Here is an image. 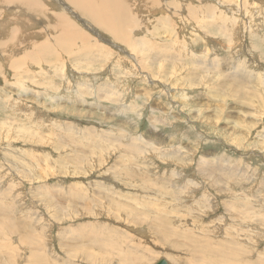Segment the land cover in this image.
Instances as JSON below:
<instances>
[{
	"label": "rangeland",
	"instance_id": "374dc122",
	"mask_svg": "<svg viewBox=\"0 0 264 264\" xmlns=\"http://www.w3.org/2000/svg\"><path fill=\"white\" fill-rule=\"evenodd\" d=\"M39 1L35 30L0 38V264H193L196 239L264 264L263 2L123 0L122 41Z\"/></svg>",
	"mask_w": 264,
	"mask_h": 264
},
{
	"label": "bare ground",
	"instance_id": "6f19581e",
	"mask_svg": "<svg viewBox=\"0 0 264 264\" xmlns=\"http://www.w3.org/2000/svg\"><path fill=\"white\" fill-rule=\"evenodd\" d=\"M70 4H72L77 10H80L82 13H84V14H86V15H88L90 18H91V21L93 22V23H95V24H98L99 26H101L102 28H107L108 30H110V31H112L113 32V39L114 38H119L118 40H122V41H124L125 40V37H126V35H124L123 34V31H122V26L124 25V23H125V25L126 24H128V23H126V22H124V19H125V12L127 11L128 12V10H126L127 8L125 7V2L123 1V0H67ZM148 1V0H147ZM173 0H171V2H172ZM186 1V0H185ZM204 1V0H203ZM210 1H212V2H209L208 4H210L211 5V3H213V2H215L217 5H218V7L220 8H223L225 11H229L228 13H230V14H232V15H236L237 16V14L239 13V7H240V4H242V6L245 8L246 7V12L250 9L251 11H253V10H255L256 11V9H260L259 7H262L263 8V4H264V0H230V1H227V0H221V1H219V0H210ZM15 2H17V5H14L13 3H15ZM156 2V1H155ZM225 2V3H224ZM227 2V3H226ZM228 2H230V3H228ZM261 2H263V4L261 3ZM173 4V3H172ZM215 4V5H216ZM0 10L2 11V9H4V14L2 15V12H1V14L0 15H2V16H4V18L5 19H2L1 18V20H0V38H2V37H5V36H7L6 35V25L8 24V23H10V24H15L14 26H12V28H10V30L12 31L11 33H12V35H11V38H10V40H12L13 42L15 41V39L17 38V36H18V34L20 33L19 31H21L22 32V26L23 25H25L26 27H27V25H28V23L29 24H31V28H32V30H35L34 28H33V25H34V15L35 14H40V16H43V15H41L42 13H41V6H42V3H41V1H39V0H0ZM213 5V4H212ZM217 7V8H218ZM213 8H215L214 7V5H213ZM228 8V9H227ZM154 9H155V7H154ZM157 9H159L158 7H156V10ZM231 9H233L232 11H231ZM222 10V9H221ZM223 11V10H222ZM258 11V10H257ZM127 12H126V14H127ZM240 12H241V10H240ZM243 12V11H242ZM134 13V12H133ZM224 14V13H223ZM243 14V13H242ZM232 15H231V17H232ZM1 16V17H2ZM37 16V15H36ZM222 16V15H221ZM235 16V17H236ZM127 17H129L128 16V14H127ZM55 19H56V21H57V26H58V28L57 29H59L60 30V33H61V35L64 33V34H66V36L67 37H69L68 38V40L66 39V42H68L69 41V43L71 42V41H73V40H71V38H79L80 40H82V42H84V38H83V36H79V34H78V32L75 30V28H73V26H71V23L69 22V18H68V16L66 17V16H64V15H62V14H60V15H55ZM128 20H130V19H128ZM90 21V22H91ZM140 21H141V19H140ZM147 21V20H146ZM128 22V21H127ZM89 23V22H88ZM110 23H111V26H110ZM136 23V22H135ZM17 24V25H16ZM76 24V23H75ZM134 24V23H133ZM230 25V24H229ZM129 26V25H128ZM136 26V25H135ZM125 27V26H124ZM55 28V27H54ZM134 28V27H133ZM125 29V28H124ZM127 29V28H126ZM131 29V28H130ZM19 30V31H18ZM27 30L28 29H26V33H24V36L28 33L27 32ZM30 30V29H29ZM137 30H138V27H137ZM141 30V29H140ZM145 30H147V29H145ZM79 31V30H78ZM126 31H128L127 33L129 34V30L127 29ZM24 32V31H23ZM111 32V33H112ZM131 32V31H130ZM134 32V31H133ZM146 32V31H145ZM10 33V34H11ZM59 33V34H60ZM144 33V32H143ZM58 34V35H59ZM81 34V33H80ZM83 34V33H82ZM131 34H132V32H131ZM146 34V33H145ZM144 34V35H145ZM60 35V36H61ZM10 36V35H9ZM27 36V35H26ZM59 37V36H58ZM62 37H63V35H62ZM66 37V38H67ZM129 37H131V36H129ZM147 37V36H146ZM145 37V38H146ZM28 38V37H27ZM61 38V37H60ZM60 38H59V40H60ZM64 38V37H63ZM83 38V39H82ZM128 38V37H127ZM143 38H144V36H143ZM111 39V38H110ZM129 39V38H128ZM149 39V38H148ZM4 40V39H3ZM3 40H0V43H2L3 42ZM7 40V39H6ZM58 40V47L60 48V49H64V45H63V43H61L60 41ZM65 40V39H64ZM71 40V41H70ZM87 40V39H86ZM85 40V41H86ZM8 41H9V38H8ZM8 41H6V42H8ZM62 41H63V39H62ZM112 41V40H111ZM128 41V40H127ZM127 41H125V42H127ZM138 41V40H137ZM68 43V44H69ZM147 43H149V41L147 42ZM41 45L43 46L44 44H42L41 43ZM70 45V44H69ZM38 47L40 46V45H37ZM47 46H49V45H47ZM66 46V45H65ZM50 47V46H49ZM70 47V46H69ZM42 48V47H41ZM87 48V47H86ZM146 48V47H145ZM38 49V48H37ZM47 50V52H45V53H48V50L49 49H45V51ZM70 50V48L68 49V51ZM84 50V49H83ZM125 50V49H124ZM177 52V51H176ZM183 53V52H182ZM57 54V53H56ZM87 54V53H86ZM0 55H1V57L3 58V60L5 59V55L3 54V53H1L0 52ZM39 55H40V53H39ZM182 55V54H181ZM0 57V58H1ZM2 60V61H3ZM39 61V60H38ZM32 62H34V60L32 61ZM35 63V62H34ZM38 64V63H37ZM38 67H39V65H38ZM37 68V67H36ZM56 68V67H55ZM41 71L43 70V69H40ZM39 70V71H40ZM240 70V69H239ZM23 83V82H22ZM24 84V83H23ZM36 84V83H35ZM217 86V85H216ZM242 105V104H241ZM239 133V132H238ZM140 134V133H139ZM138 139V138H137ZM143 142V141H142ZM141 143V142H140ZM132 144V143H131ZM147 144V143H146ZM146 144H143V145H146ZM133 145V144H132ZM138 145H140L139 143H138ZM133 146H135V145H133ZM139 147V146H138ZM160 147V146H159ZM129 148H131V147H129ZM129 148H126V149H129ZM133 150V149H132ZM153 150V149H152ZM133 154V153H132ZM137 154V153H136ZM213 158V157H212ZM215 158V157H214ZM122 161V160H121ZM125 160H123V162H124ZM206 161H207V158H206ZM125 163H126V161H125ZM131 164V163H130ZM114 166H116V163H115V165ZM127 166V165H126ZM130 166V165H129ZM207 166V165H206ZM121 167V166H120ZM125 168V167H124ZM114 169H116V168H114ZM112 170V169H111ZM115 171V170H114ZM134 171V170H133ZM207 171V170H206ZM215 176V175H214ZM212 177V176H211ZM144 181V180H143ZM142 181V182H143ZM170 181V180H169ZM131 182V181H130ZM219 182V181H218ZM138 184V183H137ZM146 184V183H145ZM148 184H150V183H148ZM151 185V184H150ZM158 191V190H157ZM54 201V200H53ZM110 207V206H109ZM239 207V206H238ZM249 207V206H248ZM234 208V207H233ZM242 208V207H241ZM135 210V209H134ZM241 210V209H240ZM234 212V211H233ZM239 212V211H238ZM241 212H243V211H240V213ZM235 213V212H234ZM240 213H239V215H240ZM169 214V213H168ZM242 214V213H241ZM239 215H238V217H239ZM241 216V215H240ZM243 216V215H242ZM241 216V217H242ZM161 222V221H160ZM2 223H3V221H2ZM164 223V222H163ZM166 223V222H165ZM161 224H162V222H161ZM88 225V224H87ZM163 225V224H162ZM168 225V224H167ZM166 225V226H167ZM165 226V227H166ZM169 226V225H168ZM203 226V225H202ZM88 228V227H87ZM91 228V227H90ZM166 228L168 229V231L166 230ZM166 228H164L165 229V234H166V231L168 232V233H170L169 232V228L168 227H166ZM77 229V228H76ZM208 229V228H207ZM16 230V229H15ZM100 230V229H99ZM128 230L129 231H131V229H129L128 228ZM155 230V229H154ZM161 230V229H160ZM13 232H15V231H13ZM19 232V231H18ZM79 232V231H78ZM81 232V231H80ZM159 232V231H158ZM157 232V233H158ZM164 232V231H163ZM173 232H175L176 233V231H173ZM22 233V232H21ZM95 233V232H94ZM178 233V232H177ZM5 234V233H4ZM3 234V235H4ZM13 234V233H12ZM17 234H19V233H17ZM80 234V233H79ZM98 234V233H97ZM162 234H164V233H162ZM7 235V234H6ZM23 235V234H22ZM99 235V234H98ZM114 235V234H113ZM169 235V234H168ZM170 235H172V234H170ZM178 235V234H177ZM181 235V234H180ZM183 235V234H182ZM184 235H185V233H184ZM194 235V234H193ZM23 236H25V234L23 235ZM32 236V235H31ZM111 236V235H110ZM109 236V237H110ZM133 236V235H132ZM179 236V235H178ZM187 236H189L188 235V233H187ZM204 236V235H203ZM91 237V236H90ZM185 238H183L184 240L186 239V238H188V237H186V235L184 236ZM17 238V237H16ZM19 238H20V236H19ZM22 238H24V237H22ZM27 239H28V236L26 237ZM25 238V239H26ZM34 239H36L35 237H33ZM86 238V237H85ZM198 238V237H197ZM24 239V240H25ZM30 239V238H29ZM90 239H92V238H90ZM100 239V238H99ZM182 239V240H183ZM189 239V238H188ZM221 239V238H220ZM21 240V239H20ZM20 240H18V241H20ZM33 240V239H32ZM197 240V239H196ZM195 240V241H196ZM219 240V239H218ZM227 240V239H226ZM37 241V240H36ZM193 241V240H192ZM194 241V243H196L197 244V246H195V250L193 251V255H191V256H194L193 258V261H194V263L193 264H233V263H238L239 261H238V259H234L235 261H238V262H235L234 260H233V262L231 261V255H232V252H231V250L230 249H228L227 247L225 248L224 246H220V247H217V248H213L214 246L212 245V243L210 242V241H208L207 240V243H199V241L197 240L196 242ZM232 240H230V242H231ZM33 242L34 241H32V246H33ZM44 241L43 240H40L39 241V244H41V243H43ZM85 242H86V240H85ZM92 242V241H91ZM93 242H100V241H98L97 239H95ZM106 242V241H105ZM182 242V241H181ZM186 241H184V243H185ZM234 242V241H233ZM237 242V241H236ZM8 243H9V240H8V238H6L5 239V241H3L2 240V243H1V248H4V247H6L7 245H8ZM26 243V242H25ZM27 243H28V241H27ZM187 243V242H186ZM217 243V242H216ZM229 243V242H228ZM238 243V242H237ZM13 244V243H12ZM23 244V243H22ZM88 244V243H87ZM86 244V245H87ZM99 244V243H98ZM101 244H102V241H101ZM225 244H226V242H225ZM11 245V244H10ZM63 245V244H62ZM190 245V244H189ZM231 245H233V246H235L234 245V243H232ZM43 246V245H42ZM47 246V245H46ZM94 246H96V244H94ZM103 246V245H102ZM236 246H237V244H236ZM235 246V247H236ZM10 247V246H9ZM38 247V246H37ZM36 247V248H37ZM11 248H13V247H11ZM10 248V249H11ZM35 248V249H36ZM39 248V247H38ZM97 248H100L101 249V247L100 246H98ZM6 249H8L7 247H6ZM5 249V250H6ZM21 249V248H20ZM24 249V248H23ZM26 249V248H25ZM238 249V250H237ZM0 250H3V249H0ZM16 250V249H15ZM83 250V249H82ZM129 250V249H128ZM233 250H234V248H233ZM235 250H237L238 251V253L240 252L239 251V248H235ZM241 250V249H240ZM7 251V250H6ZM12 250H10L9 252H11ZM22 251V250H21ZM79 251V250H78ZM94 251V250H93ZM106 251V250H105ZM237 251H235V252H237ZM69 252V251H68ZM77 252V251H76ZM88 252V251H87ZM192 252V251H191ZM234 252V253H235ZM1 253V252H0ZM40 253V252H39ZM85 253V252H84ZM121 253V252H120ZM241 253V252H240ZM239 253V254H240ZM7 254H10V253H6V255ZM32 254H34V253H32ZM52 254V253H51ZM236 254V253H235ZM2 255V254H1ZM21 255V254H20ZM71 255V254H70ZM87 255V254H86ZM118 255V254H117ZM121 255H122V253H121ZM124 255V261L121 259L120 260V262L122 263V264H132V263H134V264H145L143 261H139V259L140 258H138L137 257V262L135 263L134 262V256H132V254H129V252L128 253H124L123 254ZM4 256H5V253H4ZM13 256V255H12ZM34 256V255H33ZM36 256V255H35ZM79 256V255H78ZM14 257V256H13ZM13 257L11 258L10 257V260H13ZM17 257V256H16ZM15 257V258H16ZM20 257V256H19ZM37 257V256H36ZM75 257V256H74ZM73 257V258H74ZM237 257H238V255H237ZM236 257V258H237ZM240 257H241V254H240ZM239 257V258H240ZM32 258V257H31ZM70 258V257H69ZM73 258H72V260H73ZM83 258V257H82ZM86 258V257H85ZM192 258V257H191ZM190 258V259H191ZM0 259H1V257H0ZM3 259V258H2ZM7 259V258H6ZM36 259V258H35ZM94 259V258H93ZM4 260V259H3ZM39 260H40V258H39ZM55 259H53V261H54ZM87 260H89V259H87ZM96 260V259H95ZM5 261H7V260H5ZM34 261H36V260H34ZM49 261V260H48ZM64 261V260H63ZM67 261H69L68 259H67ZM8 262V261H7ZM30 262V261H29ZM28 262V263H29ZM37 262V261H36ZM45 262V261H44ZM74 262V261H73ZM89 262V261H88ZM5 263V262H4ZM11 263V262H10ZM43 262L41 261V264H42ZM51 263V262H50ZM49 263V264H50ZM55 263V262H54ZM191 263V262H190ZM15 264V263H14ZM31 264V263H30ZM33 264H35V262L33 263ZM174 264H178V263H175L174 262ZM180 264V263H179ZM192 264V263H191ZM243 264V263H242ZM250 264H252V263H250ZM253 264H255V263H253ZM257 264V263H256Z\"/></svg>",
	"mask_w": 264,
	"mask_h": 264
},
{
	"label": "water",
	"instance_id": "95a60500",
	"mask_svg": "<svg viewBox=\"0 0 264 264\" xmlns=\"http://www.w3.org/2000/svg\"><path fill=\"white\" fill-rule=\"evenodd\" d=\"M154 264H169V263L165 258H160Z\"/></svg>",
	"mask_w": 264,
	"mask_h": 264
}]
</instances>
